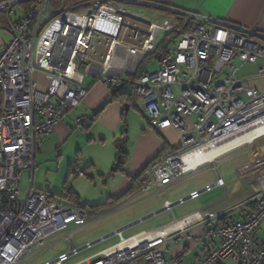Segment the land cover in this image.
Listing matches in <instances>:
<instances>
[{
	"label": "built area",
	"instance_id": "obj_1",
	"mask_svg": "<svg viewBox=\"0 0 264 264\" xmlns=\"http://www.w3.org/2000/svg\"><path fill=\"white\" fill-rule=\"evenodd\" d=\"M88 1L91 11L86 12L82 6ZM28 3L26 15L12 21V10ZM75 6L80 7L78 12ZM166 8L174 15L158 20L132 9L124 0L0 1V11L7 12L8 23L3 27L12 35L0 49V264H65L115 236L118 242L74 264H178L161 249L168 246L165 235L142 230L124 237V231L133 227L129 225L77 245L73 237L89 224L87 209L47 190L20 188V173L34 171L37 152L55 126L88 94V76L110 88L132 85L153 129L179 132V147L154 160L138 188L147 194L161 192L164 210L172 211L185 201H169L165 188L264 137V90L250 84L257 79L264 83V32ZM175 14L187 18L191 27L179 30ZM124 32L141 37L140 45L124 42ZM175 32L179 38L162 52L159 68L140 74L142 62L154 53L160 35ZM100 50L103 61L98 63ZM120 50L126 52L122 61L117 59ZM236 58L239 67L231 64ZM253 64L259 65L254 77H238L240 68ZM224 72L226 76L221 77ZM249 134L254 135L252 142L216 156L214 162L192 165L188 161L195 153L216 151ZM76 174L83 176L85 171L77 169ZM255 181L254 210L245 218L210 227L222 217L219 211L197 210L182 219L173 218V226L183 223L182 230L202 229L196 235L188 233V239L211 245L198 264H264V239L256 236L258 230L264 231V174H256ZM214 187H226L225 180L218 176L189 199ZM60 234L64 235L57 238ZM59 240L69 243L68 251L39 263V257Z\"/></svg>",
	"mask_w": 264,
	"mask_h": 264
},
{
	"label": "crops",
	"instance_id": "obj_2",
	"mask_svg": "<svg viewBox=\"0 0 264 264\" xmlns=\"http://www.w3.org/2000/svg\"><path fill=\"white\" fill-rule=\"evenodd\" d=\"M124 1L132 9L143 13L153 19L161 20L162 18L168 16L169 14L167 15V13L170 12V10H168L166 7H171L198 13L207 18L229 21L249 29H257L261 32H264V0ZM55 5H57L56 1L53 2V6ZM82 7L86 10V12L91 11V2L88 1L84 3ZM18 8L19 10L17 12H14L15 8L11 12V14L14 12L15 19H13L10 14V19L12 21H18L26 15V5H21ZM74 8L75 10L77 9L79 11L80 7L75 6ZM1 11L0 16L5 15V20L7 21V12L2 13ZM3 26L4 25L0 24V49L12 38L11 33ZM5 31L10 35V40L8 42L5 41L3 36V33ZM128 35V32L123 34L122 39L124 40V42L128 43L129 45H140L141 37L132 38ZM165 36L166 35H164L163 37ZM160 39L161 35L158 39V43ZM102 52L100 50V52L98 53V57L96 58L98 63H101L103 61V55L101 54ZM125 58L126 52L124 50H120V55L117 59L122 61ZM156 59L159 63V58L152 59L147 63H143V61L142 64L144 65V70L153 71L149 70L147 65L154 63ZM258 67V64L246 65L244 68H247V70L251 73H246L245 76L254 77L257 73ZM118 69L119 66H117L116 70ZM37 78L43 81V76L41 74H38ZM87 79H89L90 81L88 84H86L89 87L88 94L76 108L67 111L62 121H60L55 126L53 133L46 139L40 150L37 152L35 161L36 166L34 171L24 170L20 173V188L22 175L26 173L29 181L28 188L33 186L37 189L47 190L55 195L62 197L71 195L73 198L76 197L77 199H79L82 205L86 206H94L112 202L115 203L112 206H104L96 213H92L91 215L89 214L90 220L89 224L86 227L95 224L97 220L100 219L99 216L101 213H104L105 215V212L107 211L108 213H106V215L118 214L123 209L119 208L118 205L123 202L125 203L129 201L130 203L131 201L135 202L136 200L150 199L155 195H159L160 199L149 203L148 207L144 209L143 212H140L137 216L133 215L122 217L121 220L117 221V223H115L114 225L96 230V232L93 233L94 237L84 240L83 243L95 241L100 237L108 235L115 229H119L121 227L129 225V223L135 219L143 217L144 215H146L145 217H147L152 213H157L159 210L163 209L164 195L161 192L147 194L139 192L138 189L131 191V188L133 187L134 180L144 181L146 179L145 172L154 160L159 159L165 154L176 149L179 146L180 142L179 132L172 128L164 129L162 131L153 129L149 122L147 113L143 112L140 108V101L135 95L132 85L124 84L123 87L117 90L120 94H124V96L119 99L114 95L113 88L107 87L100 82H96L95 78L91 76H88L86 78L85 83L87 82ZM126 86H129L130 90L127 89ZM134 98H136L137 101ZM132 107L137 108L142 113L150 126V128L144 127L142 131L134 137L128 135L129 123L127 117L128 110ZM258 140H256L252 144V146L248 145L240 147L241 149L238 148L240 150L236 149L237 151L231 154L235 155L244 151H250L251 148L253 149L254 147L257 148L256 142ZM91 144L103 147L110 146V149L106 150V159H104L103 163L98 164L96 160L83 161L84 151H86V149ZM53 150L57 152V155L59 156V166L63 168V163L65 166L62 170L63 172L60 174L64 177V182L62 184L64 195L56 194L54 189L51 190L52 187L49 183L47 184V181H41V178L38 177V173L41 171L39 163L41 164L44 157L48 153L53 152ZM231 154L228 153L222 156L216 163L202 166L196 173L180 181L181 183H185L189 181L190 178L196 176L197 173L207 171L211 167H213L217 172V176H215L214 181H216L218 176H221L226 182V187H214L211 191L203 192L194 199H189V196L192 192L200 191L206 185L211 183L205 182L202 184L186 185L185 187H183V189L179 190L178 193L175 192V185L180 182L167 187L164 191L166 198L172 202H176L181 198L185 199L183 203L175 205L177 206L183 204L186 205L185 208L180 209L178 214L174 211L175 206L173 207L172 211L164 210L165 212H170L171 215L166 216L163 221L158 224V226L143 228L139 230H153L155 232L157 231L155 233L156 236L165 235V237H167L168 246L164 245L161 247V249L165 252V257L167 259H176L178 261V264H198L206 254L207 249L211 247V245H209L208 247L202 245L201 242L197 241L194 238H187L186 235L188 233L193 235L202 233V229H199L196 226L182 230L183 225L179 224L178 226L172 228L173 231H171L170 229L171 232L166 234L162 233L163 230L174 225V217L177 219H182L197 210H200L202 212L206 210L219 211L222 214V217L218 222H212L210 225H208L210 227L212 224H226L239 218H245L254 210V205L252 202L257 193V183L255 181V175L259 173L264 174V152L261 153V157L258 158V160L260 161L256 159L254 160V158L256 157L255 156L250 158L248 162L246 161L241 165L243 172L247 177L252 173H255L254 181L249 183V185H242V187L240 186V183L239 185L233 183L232 185L230 184V186L227 183V180H231L230 178L232 177L228 176V178L225 179L224 175L218 170V166L227 157H230ZM84 162L85 165L84 168H82L81 164ZM115 163H119V169L116 172L112 173V175L106 176V173L110 171V168ZM249 167L253 168V172L251 174H249ZM77 169L85 171L84 175H87L88 178L94 183H97L98 181L102 182L103 197L100 201L92 203H84L82 201L81 195L79 194L76 187L77 180L73 183L71 182L72 176H75L74 178L76 179L79 177V175L74 174ZM68 188H70L71 193L68 191ZM160 213H157L155 215H158ZM83 229L76 231L75 235L81 232ZM71 231L75 230L73 229ZM171 233L175 234L172 235ZM61 235L64 234L58 235L57 238H60ZM75 235L73 237V241L75 244H77L75 241ZM256 236L258 239H264V231L258 230ZM60 241L62 240H59L57 242ZM66 243L67 248H69V243Z\"/></svg>",
	"mask_w": 264,
	"mask_h": 264
},
{
	"label": "rangeland",
	"instance_id": "obj_3",
	"mask_svg": "<svg viewBox=\"0 0 264 264\" xmlns=\"http://www.w3.org/2000/svg\"><path fill=\"white\" fill-rule=\"evenodd\" d=\"M19 6L15 7L14 12H17L19 10L18 8ZM14 12L11 14V17L13 19H15V15ZM75 12H78V10L76 9ZM169 16L170 15H174V13L169 12L168 13ZM131 37L135 36L133 32H131ZM4 39L6 42H8L10 40V35L9 33H7L6 31L3 33ZM12 36V35H11ZM164 33L161 34V38H163ZM178 39H174L172 43L177 42ZM232 65H235L237 67L241 66V62L236 58L231 62ZM149 70H156L159 68V63L158 60L156 59L154 61V63L147 65ZM245 67V66H244ZM240 68L237 75L238 77H243L246 75V73L250 74L251 72H249L247 70V68ZM226 76V72L221 74V77H225ZM90 81L89 79H87L86 84H88ZM251 86H255L256 84L259 85V89L260 91L264 90V83H262V81H255V80H251L250 81ZM127 89L130 90L129 86H126ZM136 100V98H134ZM137 101V100H136ZM138 103V102H137ZM136 103V104H137ZM138 105V104H137ZM128 123H129V133L128 135L131 137L137 136L142 129L145 128H150L146 118L142 115V113L135 107H132L131 109L128 110ZM257 148H251L250 151H244L238 154H231L234 153L237 150H234L232 152H230L229 154L230 157H227L219 166H218V170L224 175V178L227 179L228 176H231L232 178H230L231 180H227V183L230 185L234 184H241L240 186L242 187V185H249V183H251L252 181H254V175L255 173L253 172V168L249 167V174H251L250 176H246V174H244L243 169H242V164L245 163L246 161L248 162V160L252 157H255L254 160H258L259 157H261V153L264 152V138L259 139L257 142ZM252 146V145H251ZM179 147V146H178ZM244 147V146H243ZM110 149V146H96L94 144H91L86 151H84V160L83 161H90V160H96V162L98 164L103 163L104 159H106V150ZM241 149V148H240ZM238 149V150H240ZM58 159L59 156L57 155V152H55L53 150V152L48 153L44 159L43 162H41V164L39 163V167H40V172L38 173V177L41 178V181L46 182L47 184L49 183L51 185V190L54 189L56 194L59 195H64V191L62 190V184L64 182V177L62 175H60L64 169V163H63V168L61 166H59L58 164ZM260 161V160H258ZM95 162V161H94ZM85 162L81 164V167L84 168ZM255 172V171H254ZM109 172L106 173V176L108 175ZM215 176H217V172L216 169L211 167L209 170L207 171H202L196 174V176H194L193 178H190L189 181L185 182V183H178L177 185H175V192L178 193L179 190L183 189V187H185L186 185H190V184H202L205 182H210L211 184H213L215 181ZM75 177V176H74ZM72 176L71 182L73 183L74 181L77 180V190L79 192V194L81 195L82 201L84 203H92V202H97L100 201L101 198L103 197V191H102V182H97L94 183L93 181H91L88 176L84 175V176H79L77 179L74 178ZM214 181V182H213ZM230 185V186H231ZM29 186V181L27 178V174L24 173L22 175V180H21V189L27 190ZM244 187V186H243ZM217 189V188H215ZM59 191V192H57ZM257 191V188H256ZM157 191H154V193ZM206 194V193H204ZM202 194V195H204ZM160 196L159 195H155L154 197L150 198V199H142V200H136L135 202L131 201L129 203L128 202H123L121 204L118 205L119 208H123L118 214H112L109 215L106 213H108L107 211L104 213L100 214V219L97 220V222L95 224H93L92 226L86 227L84 228L81 232H79L78 234L75 235V241L77 243V245H82L83 241L86 239H91L92 237H94V234L96 232V230L103 228V227H108V226H112L115 223H117V221H120L122 217L125 216H137L140 212H143L144 209H146L149 205V203H152L153 201L159 200ZM186 205H177L175 206V213H179L180 209H184ZM125 207V208H124ZM171 215L170 212H162L158 215H154L148 219H146L145 221L127 229L124 231L123 235L124 237H129L133 234H135L136 232H138L139 230L143 229V228H149V227H153V226H158V224H160L161 221H163V219L168 216ZM146 215H144L143 217H145ZM140 217L138 219H135L133 221H131L129 224L134 223L135 221H138L139 219L143 218ZM97 218V217H96ZM95 218V219H96ZM96 221V220H95ZM116 230V229H115ZM113 230V231H115ZM112 231V232H113ZM111 233V232H110ZM119 241V237L115 236V237H111L103 242L97 243L95 244L93 247L89 248V249H85L82 252H80L79 254L71 257L65 264H74L78 261H81L95 253H98L100 251H102L103 249L107 248L108 246L116 243ZM64 249V250H63ZM69 248H67V243L62 240L60 242H57L54 247H51L49 250H47V252H45L44 254H42L39 259L38 262L39 263H43L46 260L52 259L54 257H56L59 252H63V251H68ZM228 264H232L231 262H227Z\"/></svg>",
	"mask_w": 264,
	"mask_h": 264
},
{
	"label": "trees",
	"instance_id": "obj_4",
	"mask_svg": "<svg viewBox=\"0 0 264 264\" xmlns=\"http://www.w3.org/2000/svg\"><path fill=\"white\" fill-rule=\"evenodd\" d=\"M69 2H72V0H68V3ZM30 4H26V6L28 7ZM2 13H6V11H1ZM169 13V12H168ZM167 13V15H168ZM169 16V15H168ZM6 16L2 15L0 16V24L2 25H6L7 21L5 20ZM175 18H176V21H177V25H178V29L179 30H187L191 27V22L185 18L184 16L182 15H177L175 14ZM179 38V34L177 32L175 33H172V34H168L166 35L165 37L161 38L154 53L148 57H146L144 59V62L143 63H147V62H150L152 59H155V58H159L162 54V52L169 46V44L174 40V39H178ZM145 70H144V65L142 64V66L140 67L139 69V73H143ZM114 90V95L117 96L119 99L122 98V96H124V94H120L116 89V88H113ZM127 99V98H126ZM123 149V148H121ZM74 174H76V172H74ZM145 181V180H144ZM144 181L142 180H134V184H133V187L131 188V191H134L138 188H140L142 186V184L144 183ZM68 191L71 193V190L70 188H68ZM68 199L82 205L79 201V199H77L76 197L73 198L71 195H68L67 196ZM115 203L112 202V203H104V204H99V205H94V206H86V205H82L83 207H85L88 211V213L91 215L92 213H96L97 211H99V209L103 208L104 206H112L114 205Z\"/></svg>",
	"mask_w": 264,
	"mask_h": 264
},
{
	"label": "bare ground",
	"instance_id": "obj_5",
	"mask_svg": "<svg viewBox=\"0 0 264 264\" xmlns=\"http://www.w3.org/2000/svg\"><path fill=\"white\" fill-rule=\"evenodd\" d=\"M111 31V29H109ZM254 139V135L253 134H249V135H245L243 137H240L238 139H236L235 141H231L229 143H227L226 145L222 146L221 148H219L218 150L216 151H212V150H209V151H202L201 153H195L193 154L192 156H190L189 158V162L192 161V165H197V164H200L202 162H205V161H212L214 162V159L216 156H219L221 154H224L225 152L239 146V145H242L243 143H246V142H252ZM179 224H182L183 223H179ZM179 224H177L176 226H178ZM175 226H172L170 228H167L165 230L162 231V233L166 234V233H169L172 230V228H174ZM181 227V226H180ZM171 229V231H170Z\"/></svg>",
	"mask_w": 264,
	"mask_h": 264
},
{
	"label": "water",
	"instance_id": "obj_6",
	"mask_svg": "<svg viewBox=\"0 0 264 264\" xmlns=\"http://www.w3.org/2000/svg\"><path fill=\"white\" fill-rule=\"evenodd\" d=\"M123 86H124V84L121 85V87H123ZM119 166H120L119 163H115V164L110 168V171H109V173H108L107 176H110V175H112V173L116 172V171L119 169ZM163 211H164V209H161V210H159L157 213H160V212H163ZM157 213H154V214L152 213L151 215H149V216H147V217H143V218L139 219L138 221H135L134 223L129 224V226H135V225H137V224H139V223L145 221L146 219H148V218L154 216V215L157 214Z\"/></svg>",
	"mask_w": 264,
	"mask_h": 264
}]
</instances>
